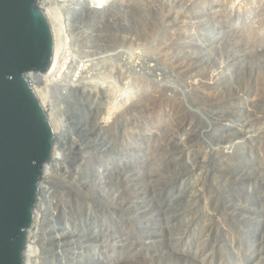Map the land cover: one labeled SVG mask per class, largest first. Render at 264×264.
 Masks as SVG:
<instances>
[{
	"label": "rangeland",
	"instance_id": "rangeland-1",
	"mask_svg": "<svg viewBox=\"0 0 264 264\" xmlns=\"http://www.w3.org/2000/svg\"><path fill=\"white\" fill-rule=\"evenodd\" d=\"M105 1L98 11L90 0L58 9V85L47 98L64 124L54 147L68 163L53 172L55 196L38 200L40 261L264 264V172L254 171L264 164V0ZM82 65L89 77L71 87ZM167 88L190 124L185 143L166 107H137ZM226 166L237 181L223 176ZM208 207L226 225L236 209L239 227L228 240L199 228L217 223L202 219Z\"/></svg>",
	"mask_w": 264,
	"mask_h": 264
},
{
	"label": "water",
	"instance_id": "water-1",
	"mask_svg": "<svg viewBox=\"0 0 264 264\" xmlns=\"http://www.w3.org/2000/svg\"><path fill=\"white\" fill-rule=\"evenodd\" d=\"M54 33L40 0H0V264H24L55 131L28 78L46 75Z\"/></svg>",
	"mask_w": 264,
	"mask_h": 264
},
{
	"label": "bare ground",
	"instance_id": "bare-ground-1",
	"mask_svg": "<svg viewBox=\"0 0 264 264\" xmlns=\"http://www.w3.org/2000/svg\"><path fill=\"white\" fill-rule=\"evenodd\" d=\"M74 1H79V2H83V3L86 2V0H40V6L46 12V14H47V16H48V18L50 20V24L52 26V29H53L54 42H55L54 43V56H53V61H52V65L50 67V70L48 71V73L46 75H43V76L40 75V74H30V75H28V78H29L31 84H32V82L35 79H39L41 81L40 84H39V86H41V87H36L33 84H32V87L36 90L38 96L40 97V99H41V101L43 103V105L45 106L46 112H47V114L49 116V119H50V121L52 123V126L54 128V131H55V140L57 138V133L62 131V129H60V128L64 124H61V125H60V123L57 124V122L53 120V117H52V114H51V110H50L51 103H50L49 99L47 98V96L49 94L47 90H48V87H50L51 84L58 85L56 83L58 81V78H56L57 75H58L57 58H58V52H59L60 39L62 38L61 21H60V17H59V14H58V11H60V10H58V9L61 6H64L66 3H71L72 4ZM105 2H106L105 0H90L89 5H88V2H87V5H88L89 9H92L94 11H98V10L102 9L101 8L102 4L105 3ZM191 9H192V11L194 13H198L199 12V8L198 7H191ZM88 71H89V69H88L87 65H82L80 67H75L74 70L72 71L71 75L68 77V82H72V84L70 86L72 87L73 85H75L74 83L78 82L80 79H84V76L87 74ZM121 71L122 72L120 74V79H122V81L124 83H126L128 81L127 77L129 78V75L126 76V73L124 72V70H121ZM87 76L88 75H86V77ZM139 80L138 81L136 80V83H143L142 81H139ZM143 84H145V83H143ZM145 85L147 87H149L148 84H145ZM169 89L170 88H167L165 93L163 91H161L159 93H155L153 95V98L148 100L146 104H144L143 106H137V107L142 109V111L154 110V108L157 105L160 108L161 107H166L167 111L170 114H172L173 119L175 121V125H174V128H173V133L178 135V136H180V141L185 143L186 135H187L188 131L190 130V124L186 121V119L182 116L180 111L177 109L178 106L176 107V105H175L176 102L174 101L175 99L172 98L171 94L169 93L170 92ZM121 99H123V96L121 97ZM111 110L112 109L110 108V109H108L107 112H110ZM110 121H112V120H110L108 118L107 122H110ZM110 130H113V129H110ZM122 137H123V134H122ZM156 137H158L157 134L153 133L152 134V138H156ZM113 150L115 151V147L113 148ZM224 150L226 151L225 153L227 154L228 157L236 158L234 152H231V151L227 150L226 148H224ZM67 163H68L67 157L64 155V152L60 151L58 153L56 147H54L52 158L50 159L49 162H47V164L45 165V168H44L43 177H42V180H41V183H40V196L39 197H44L46 199H50V198L55 196V193L52 191L53 187H52V184H51V182L55 179L54 178L55 176H54L53 172H55V169L56 170L57 169H63L65 166H67ZM233 170H234V166H226V167L222 168L223 176L225 178H227V179H230V180L233 179V180L237 181L238 177L234 175V171ZM254 171H256V175H259L260 173H263L264 172V164L262 163V166H260V167L258 166L257 168H254ZM245 173L248 176H251V177L254 176L252 173H250V174L247 173V172H245ZM254 179H255V177H254ZM199 186H201V185H198L197 188H196L197 191L199 192L198 197L202 196L204 202L206 204H208V200L204 196V194L207 197H209V194L206 191V189L203 190V188H199ZM247 194H250V191H248ZM229 198H230L231 201H233V203L235 205L237 204L235 202V200L237 198L236 194L235 195L230 194ZM62 207H63V204L61 202H59L55 206L56 213L53 215L54 217L58 218V216H59V212L58 211H59L60 208L62 209ZM232 207L230 208V210L227 211L228 212L227 216L229 218H231V221L229 220V225H226L225 223L220 222L219 221L220 216L214 211L213 207H210V209L208 207L207 209L203 208L201 210L202 219L205 218V219H207L209 221L213 220V222H217V223H215V225H212V223L203 224L200 227L198 225L196 228H198V227L201 228V231L202 230H208L209 237H210V234L212 232H215V233L219 234V236H222V237H224V238H226L228 240L229 236H233L234 230L238 229V227H239V221L236 219V215L237 214L235 213L237 211H236L235 208H232ZM238 212H241V210L239 209ZM43 224H44V218H43V215H42V213L40 211V207L38 206V202H37L36 205H35V208H34V221H33V224L31 226V228L28 231V243H27V247H26V251H25V263L24 264H43L41 261L47 260V257H45L44 255H42L43 258H41L42 256L40 254V251L37 249V246H35V244L37 242H39L38 239H37V234L39 233L40 228H41V226H43ZM193 231L194 230L191 229L190 233H192ZM65 232H63L64 236H65ZM242 232H245V231L242 230ZM66 233L74 235L70 231H68ZM94 233L97 234L96 232H94ZM95 234H91L89 236V239L98 241V236L95 235ZM201 235H203L202 232H201ZM258 235L261 236V233H259V230H258ZM186 238H188V236ZM200 239H198V240H200ZM226 239H225V241H226ZM55 240H57V239H55ZM220 240H221V243H222L221 237H220ZM258 241L259 240H255V242L253 241L255 246L257 245ZM61 247L62 246H60V245L57 246V253L58 254H63V250H62ZM216 248L220 249V245L216 246ZM196 250H197L196 253H198L199 251H198L197 248H196ZM252 254H253V252H252ZM252 254L249 256L250 258H252V256H253ZM198 255H199V253H198ZM200 256H203V255H200ZM200 256H196V257L199 258ZM202 262H203V260H202ZM97 264H100V262H98Z\"/></svg>",
	"mask_w": 264,
	"mask_h": 264
}]
</instances>
